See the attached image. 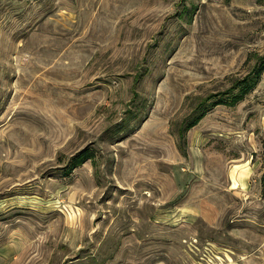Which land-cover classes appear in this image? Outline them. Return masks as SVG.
<instances>
[{
	"label": "rangeland",
	"instance_id": "obj_1",
	"mask_svg": "<svg viewBox=\"0 0 264 264\" xmlns=\"http://www.w3.org/2000/svg\"><path fill=\"white\" fill-rule=\"evenodd\" d=\"M264 0H0V264H264Z\"/></svg>",
	"mask_w": 264,
	"mask_h": 264
},
{
	"label": "trees",
	"instance_id": "obj_2",
	"mask_svg": "<svg viewBox=\"0 0 264 264\" xmlns=\"http://www.w3.org/2000/svg\"><path fill=\"white\" fill-rule=\"evenodd\" d=\"M263 144H264V142H263ZM261 182H262V184L264 185V173H263V175H262V177H261Z\"/></svg>",
	"mask_w": 264,
	"mask_h": 264
}]
</instances>
